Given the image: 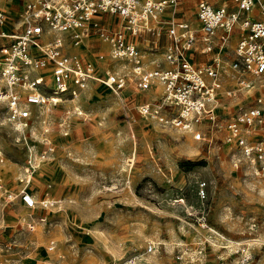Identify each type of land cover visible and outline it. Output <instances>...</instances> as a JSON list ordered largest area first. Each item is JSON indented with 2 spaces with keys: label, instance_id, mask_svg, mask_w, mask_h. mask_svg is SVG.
Instances as JSON below:
<instances>
[{
  "label": "rangeland",
  "instance_id": "374dc122",
  "mask_svg": "<svg viewBox=\"0 0 264 264\" xmlns=\"http://www.w3.org/2000/svg\"><path fill=\"white\" fill-rule=\"evenodd\" d=\"M200 1L235 9L233 0H178L162 18L198 26ZM22 7V0H0V56L11 43L3 34L23 29ZM100 19L111 31L125 27L118 15ZM153 27L130 38L149 71L166 66L170 42L166 22ZM91 36L79 55L96 64L97 77L126 72L129 64L112 61L109 43ZM154 86L138 99L175 115L164 105V86ZM225 100L234 113L238 100ZM242 101L249 106L250 95ZM32 115L33 128L19 132L0 103V264H120L133 257L138 264H264V172L223 134L210 146L140 115L132 131L115 94L96 79L80 98L43 104ZM26 187L35 208L22 200Z\"/></svg>",
  "mask_w": 264,
  "mask_h": 264
},
{
  "label": "built area",
  "instance_id": "2783aa9c",
  "mask_svg": "<svg viewBox=\"0 0 264 264\" xmlns=\"http://www.w3.org/2000/svg\"><path fill=\"white\" fill-rule=\"evenodd\" d=\"M22 2L23 29L6 35L11 43L1 48L0 56V103L17 131L25 133L33 128L34 107L68 98L74 101L96 79L115 94L132 131L140 115L190 133L196 141L210 146L223 134L224 142L236 143L257 173L264 172V0H233L235 9L200 1L198 26L174 18L164 21L162 15L177 8L178 0ZM102 14L120 16L125 27L109 30L102 24ZM4 21L5 14L0 11V24ZM163 22L168 24L170 40L164 53L166 66L145 70L140 50L130 38ZM46 27L58 34L46 39ZM93 33L109 43L112 61L129 64L126 72L97 77L94 62L84 61L69 50L81 46ZM200 55H207L208 60L201 63ZM104 56L101 54L100 59ZM156 83L164 86V105L175 108V115L165 114L161 105L137 103L132 98ZM130 89L136 91L132 96ZM249 95L250 105L244 107L242 98ZM226 98L238 100L234 113L223 106ZM21 195L28 208L36 207L37 201L27 187ZM52 204L45 202L46 206ZM30 227L35 229V224ZM148 248L151 252L156 246L150 244ZM138 259L129 258L120 264H138Z\"/></svg>",
  "mask_w": 264,
  "mask_h": 264
},
{
  "label": "bare ground",
  "instance_id": "6f19581e",
  "mask_svg": "<svg viewBox=\"0 0 264 264\" xmlns=\"http://www.w3.org/2000/svg\"><path fill=\"white\" fill-rule=\"evenodd\" d=\"M4 23V22H3ZM2 23V24H3ZM46 31H45V33H44V37L45 38H49L50 36H54V35H56V34H58V33H56V32H54V31H52V30H50L49 28H47L46 27V29H45ZM7 34H3V36H6ZM63 36V35H62ZM91 35L90 36H88V39H91ZM89 41L90 40H88V42L86 41L85 42V44H84V46H86V44L87 43H89ZM83 45H81V46H79V47H71L69 50L72 52H74V53H77L78 55H79V53L78 52H76V51H74V49H79V48H83L84 47ZM109 55H110V53H109ZM110 57V56H109ZM114 62H119V63H123L124 61H114ZM124 64H128V63H126V62H124ZM48 68V67H47ZM144 69L146 70V68H145V64H144ZM109 72H111V71H109ZM50 85L52 86L53 85V83L52 82H50ZM153 92H154V94L155 95H158L159 94V89L158 88H155L154 90H153ZM58 104V103H57ZM39 106H42V105H39ZM39 106H36V107H39ZM35 108V107H34ZM33 108V109H34ZM33 111V110H32ZM35 199H36V197H35Z\"/></svg>",
  "mask_w": 264,
  "mask_h": 264
},
{
  "label": "crops",
  "instance_id": "0c3cea01",
  "mask_svg": "<svg viewBox=\"0 0 264 264\" xmlns=\"http://www.w3.org/2000/svg\"><path fill=\"white\" fill-rule=\"evenodd\" d=\"M211 4V3H210ZM213 5V4H212ZM214 6V5H213ZM216 7V6H215ZM221 7V6H220ZM105 45V44H104ZM83 50H84V47L83 48H79V49H74V51H76V52H78V53H82L83 52ZM198 59L199 60H201V58L200 57H198ZM109 71V70H108ZM153 87H155V86H153ZM153 87H152V89H153ZM158 87V86H157ZM138 95L139 94H135V98H137L138 99ZM141 95V94H140ZM142 97H143V94L141 95ZM136 102H138V103H142L139 99L136 101Z\"/></svg>",
  "mask_w": 264,
  "mask_h": 264
}]
</instances>
